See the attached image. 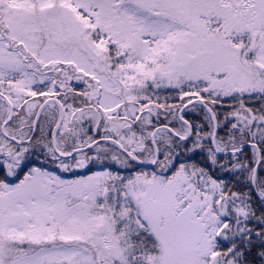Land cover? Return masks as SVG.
Segmentation results:
<instances>
[{
	"label": "snow or ice",
	"instance_id": "snow-or-ice-1",
	"mask_svg": "<svg viewBox=\"0 0 264 264\" xmlns=\"http://www.w3.org/2000/svg\"><path fill=\"white\" fill-rule=\"evenodd\" d=\"M0 264H264V0H0Z\"/></svg>",
	"mask_w": 264,
	"mask_h": 264
}]
</instances>
